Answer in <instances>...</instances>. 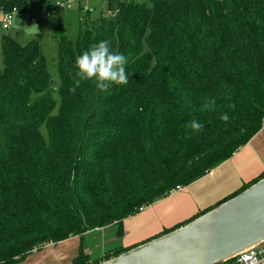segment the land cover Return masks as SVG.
Returning a JSON list of instances; mask_svg holds the SVG:
<instances>
[{
    "label": "trees",
    "instance_id": "16d2710c",
    "mask_svg": "<svg viewBox=\"0 0 264 264\" xmlns=\"http://www.w3.org/2000/svg\"><path fill=\"white\" fill-rule=\"evenodd\" d=\"M49 1L0 0V14L37 18ZM149 1L110 0L113 15L82 20L76 43L58 34V84L38 41L3 39L0 264L110 227L122 237L126 219L201 180L263 129L264 0ZM101 40L127 58V84L77 82L76 58ZM83 247L72 264L133 249L92 260Z\"/></svg>",
    "mask_w": 264,
    "mask_h": 264
},
{
    "label": "crops",
    "instance_id": "0c3cea01",
    "mask_svg": "<svg viewBox=\"0 0 264 264\" xmlns=\"http://www.w3.org/2000/svg\"><path fill=\"white\" fill-rule=\"evenodd\" d=\"M262 175H264V127L231 159L204 178L126 219L122 224V237H118L117 227L94 232L106 233L99 240L101 243L99 251L95 252L84 246V252L92 260H100L109 250L138 247L218 206ZM70 240L57 244L56 253L45 251L36 257H29L22 264H72L78 253L70 252L66 248Z\"/></svg>",
    "mask_w": 264,
    "mask_h": 264
},
{
    "label": "water",
    "instance_id": "95a60500",
    "mask_svg": "<svg viewBox=\"0 0 264 264\" xmlns=\"http://www.w3.org/2000/svg\"><path fill=\"white\" fill-rule=\"evenodd\" d=\"M264 242V178L188 224L99 264H225Z\"/></svg>",
    "mask_w": 264,
    "mask_h": 264
},
{
    "label": "rangeland",
    "instance_id": "374dc122",
    "mask_svg": "<svg viewBox=\"0 0 264 264\" xmlns=\"http://www.w3.org/2000/svg\"><path fill=\"white\" fill-rule=\"evenodd\" d=\"M51 0L42 10H39L37 18L24 13H15L10 30L2 28V16L0 14V76L4 72L2 41L5 37H11L22 45H27L30 41L36 40L41 44L42 53L46 60L47 70L53 80L58 84L59 77L56 68L57 39L56 36L62 34L71 42L76 43L81 32L82 20L90 18L95 21L105 16L109 10L110 0ZM139 3L150 6L149 0H136ZM60 2L63 7L56 6ZM43 134L46 131L43 128ZM109 233V232H107ZM106 233H92L84 238H73L67 245L70 252L79 254L80 246L91 248L92 251H99L101 237ZM98 240V241H97ZM45 251H57L56 245L45 246L42 250L33 253L31 257H36ZM28 257V258H29ZM27 258V259H28Z\"/></svg>",
    "mask_w": 264,
    "mask_h": 264
},
{
    "label": "clouds",
    "instance_id": "9594fccd",
    "mask_svg": "<svg viewBox=\"0 0 264 264\" xmlns=\"http://www.w3.org/2000/svg\"><path fill=\"white\" fill-rule=\"evenodd\" d=\"M127 58L123 54H114L109 41L101 40L85 50L75 60V75L77 82L92 81L100 90H106L109 85H125L128 83L126 75ZM231 113L221 116V120L228 121ZM191 129L199 131L203 125L193 120Z\"/></svg>",
    "mask_w": 264,
    "mask_h": 264
},
{
    "label": "built area",
    "instance_id": "2783aa9c",
    "mask_svg": "<svg viewBox=\"0 0 264 264\" xmlns=\"http://www.w3.org/2000/svg\"><path fill=\"white\" fill-rule=\"evenodd\" d=\"M71 1H73V0H70L69 2H71ZM113 1L120 2L122 0H113ZM56 6L63 7V4L60 2H57ZM15 13H17L16 10H13L10 13L1 14V16H2V28L4 30H10L11 23L13 21V16ZM107 15L112 16L113 12L108 10ZM181 189L182 188H178L175 191H173L171 194H175V193L181 191ZM145 209L146 208H141L139 210V213L143 212ZM230 262L232 264H264V242L242 252L241 254L236 256Z\"/></svg>",
    "mask_w": 264,
    "mask_h": 264
}]
</instances>
